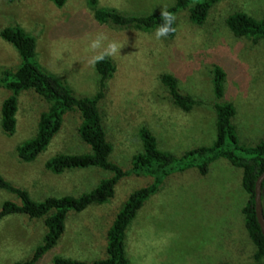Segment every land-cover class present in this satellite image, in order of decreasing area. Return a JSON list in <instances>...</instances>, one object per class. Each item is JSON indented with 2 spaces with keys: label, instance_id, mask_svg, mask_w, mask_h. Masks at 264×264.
Returning a JSON list of instances; mask_svg holds the SVG:
<instances>
[{
  "label": "rangeland",
  "instance_id": "374dc122",
  "mask_svg": "<svg viewBox=\"0 0 264 264\" xmlns=\"http://www.w3.org/2000/svg\"><path fill=\"white\" fill-rule=\"evenodd\" d=\"M175 0H98V7L128 15L164 10ZM255 19L264 16V0H218L204 24L195 25L187 11L174 15L175 33L157 37L146 31L98 23L87 0H67L57 8L51 0H0V29L18 25L36 42L40 66L66 82L76 96H94L99 75L94 63L105 55L115 72L105 82L99 110L111 143L110 160L128 169L140 152L138 129L145 126L158 148L181 156L209 146L215 139V98L212 67L224 72V102L235 114L232 124L238 142L253 146L264 140V40L252 42L234 36L225 24L232 13ZM16 50L0 39V71L19 64ZM172 75L182 94L196 104L189 112L170 100L160 75ZM9 92L0 88V108ZM46 104L32 91L18 96L16 128L11 136L0 129V176L26 190L35 201L78 195L93 189L110 173L97 168L54 175L44 164L55 154L88 151L77 135V113H66L59 133L35 161L18 160L15 148L34 136L39 114ZM152 183L148 176L120 180L113 197L103 205L70 213L57 246L35 264H52L54 256L91 262L105 255V234L121 204L135 190ZM247 195L241 187V170L219 159L208 173L197 170L174 173L137 212L126 232L129 264H261L244 224L242 208ZM18 204L12 193L0 190V207ZM264 204V193H262ZM44 234L42 220L23 215L0 221V264L29 259Z\"/></svg>",
  "mask_w": 264,
  "mask_h": 264
},
{
  "label": "trees",
  "instance_id": "16d2710c",
  "mask_svg": "<svg viewBox=\"0 0 264 264\" xmlns=\"http://www.w3.org/2000/svg\"><path fill=\"white\" fill-rule=\"evenodd\" d=\"M17 0H7L13 3ZM57 8L63 7L67 0H51ZM218 0H175L164 10L146 15H128L114 9L98 7V0H87L93 10L94 19L100 24L119 28H132L150 31L168 27L165 36L171 38L175 33L174 15L187 11L189 20L195 25L206 21L209 11ZM225 24L230 32L252 42L264 40V16L255 19L245 13L235 12L227 16ZM0 39L11 45L19 56V64L13 69L0 71V88L9 92L0 108V129L11 136L16 128L18 96L24 91H32L46 104L39 114L34 136L15 148L19 161L31 163L44 152L53 138L59 133L66 113H77L79 140L88 147L81 154H55L44 164L47 171L61 175L66 171L97 168L110 173V177L99 181L97 186L78 195L47 197L33 200L29 193L12 185L0 176V190L14 194L19 203L6 201L0 207V221L11 215H23L30 220H42L44 234L32 256L16 264H35L45 254L51 252L65 232V223L70 213H81L88 207L103 205L114 195L116 184L129 176H148L152 183L132 192L121 204L105 234V255L91 262L54 256L52 264H129L126 256V232L137 212L151 196L156 194L164 180L174 173L195 169L204 176L214 161L223 159L241 170V187L247 195L242 208L247 233L255 247L254 260L264 264V236L258 224L254 196L255 183L264 172V140L253 146H244L238 142L232 118L235 114L231 103L224 102V72L218 66L212 67V90L215 98V139L209 146L188 150L181 156L160 150L156 138L146 128L138 129L141 150L135 154L128 169H123L110 160L111 143L107 139L106 129L99 110V102L104 97L105 82L115 72L110 58L99 56L94 63L99 75L98 91L94 96H76L73 90L54 74L44 70L36 60L35 38L18 25H9L0 29ZM160 82L166 87L172 103L184 112H189L196 101L182 94L176 79L169 74L160 75ZM264 193V181L262 183ZM263 217H264V204ZM230 264V263H219Z\"/></svg>",
  "mask_w": 264,
  "mask_h": 264
},
{
  "label": "water",
  "instance_id": "95a60500",
  "mask_svg": "<svg viewBox=\"0 0 264 264\" xmlns=\"http://www.w3.org/2000/svg\"><path fill=\"white\" fill-rule=\"evenodd\" d=\"M263 181H264V172L258 177L255 183L254 205H255L256 218L260 226L261 232L264 236V217H263V208H262V183Z\"/></svg>",
  "mask_w": 264,
  "mask_h": 264
},
{
  "label": "clouds",
  "instance_id": "9594fccd",
  "mask_svg": "<svg viewBox=\"0 0 264 264\" xmlns=\"http://www.w3.org/2000/svg\"><path fill=\"white\" fill-rule=\"evenodd\" d=\"M168 31H169L168 27H163L157 31L156 35L157 37H159V36L165 35Z\"/></svg>",
  "mask_w": 264,
  "mask_h": 264
}]
</instances>
